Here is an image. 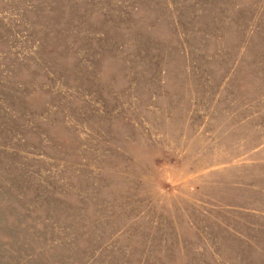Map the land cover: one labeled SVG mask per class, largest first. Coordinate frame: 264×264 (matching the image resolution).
Returning a JSON list of instances; mask_svg holds the SVG:
<instances>
[{
    "label": "rangeland",
    "instance_id": "rangeland-1",
    "mask_svg": "<svg viewBox=\"0 0 264 264\" xmlns=\"http://www.w3.org/2000/svg\"><path fill=\"white\" fill-rule=\"evenodd\" d=\"M0 264H264V0H0Z\"/></svg>",
    "mask_w": 264,
    "mask_h": 264
}]
</instances>
